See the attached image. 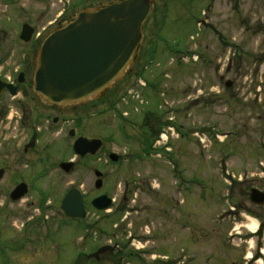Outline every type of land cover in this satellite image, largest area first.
I'll return each mask as SVG.
<instances>
[{
    "label": "rangeland",
    "instance_id": "1",
    "mask_svg": "<svg viewBox=\"0 0 264 264\" xmlns=\"http://www.w3.org/2000/svg\"><path fill=\"white\" fill-rule=\"evenodd\" d=\"M156 7L146 25L145 56L154 51L151 43H159L158 36L162 42L179 44L176 48L181 51L197 48L200 54L198 63L176 65L159 43L154 62L161 66H152L146 75L156 86L145 91L147 110L165 121V112L158 109L163 91L169 102L182 103L176 114L180 139L170 138L173 155L130 161L142 151L139 141L147 136L142 130L145 113L125 122L112 113L91 118L94 108L103 110L102 101L62 115L81 120L80 134L105 141L95 159L76 160L72 175L59 169L61 162L74 157V139L65 131L55 134L61 125L53 127L47 153L34 152L28 158L14 147L8 149L12 138L0 135V168L6 170L0 181V236L6 242L0 243V264H96L87 257L77 260L110 241L122 249L116 264H141L125 259L135 251L129 245L133 239L146 247L143 259L148 264L158 263L151 261L150 254L176 260L172 264H206V260L239 264L250 251L264 248V240L251 238L244 228L245 216L258 218L264 227V208L250 202L252 189L264 192V0H156ZM133 72L103 101L120 97ZM227 82L232 83L230 88ZM196 89L203 95L187 102L198 93ZM194 131L204 135L197 138ZM125 148L129 156L122 162L109 161L110 153ZM95 170L104 175L100 190L94 187ZM16 182L29 188L20 202L9 199ZM73 187L85 195L90 211L86 225L67 220L60 210ZM102 194L115 199V207L125 194L133 202L124 204L121 213L114 214L116 208L99 213L90 203ZM27 227L33 229L24 234ZM235 232H242V239L236 234L230 237ZM15 235L36 241L29 246L24 241L26 248L19 243L21 249L15 251L13 243L9 245ZM100 264L115 262L105 253Z\"/></svg>",
    "mask_w": 264,
    "mask_h": 264
},
{
    "label": "water",
    "instance_id": "2",
    "mask_svg": "<svg viewBox=\"0 0 264 264\" xmlns=\"http://www.w3.org/2000/svg\"><path fill=\"white\" fill-rule=\"evenodd\" d=\"M155 0H114L93 10L75 15L67 24L54 30L43 43L35 74L34 90L47 104L69 108L86 104L103 97L137 59L146 22L151 16ZM228 87L231 83H228ZM71 131L70 136L74 137ZM34 139L30 146H33ZM101 140L78 138L73 145L75 156L96 155L102 148ZM110 159L117 162L118 157ZM60 168L71 174L73 162L62 163ZM4 171L0 170V180ZM95 189L103 186L102 173L95 171ZM28 192L26 184L17 186L10 195L13 202L21 200ZM251 202L264 206V193L254 189ZM112 200L106 195L95 198L92 206L104 211ZM61 210L66 217L86 218L83 195L71 189L63 198ZM113 250L104 247L91 255L97 261L100 255Z\"/></svg>",
    "mask_w": 264,
    "mask_h": 264
},
{
    "label": "flooded vegetation",
    "instance_id": "3",
    "mask_svg": "<svg viewBox=\"0 0 264 264\" xmlns=\"http://www.w3.org/2000/svg\"><path fill=\"white\" fill-rule=\"evenodd\" d=\"M111 1L113 0H0V135L4 134V137L8 135L9 139L12 138L11 143L6 144L8 149L14 147V150H20L24 158H28L34 152H46L49 149L48 143L53 127L60 125L62 134L64 131L69 134L71 129L74 130L75 139L80 136L89 139L97 138L80 134L79 127H72L66 131L70 122H74L63 119V113L69 109L45 103L34 90V77L40 48L53 30L65 25L80 12L95 9ZM156 9L157 7L154 10L156 11ZM150 113L155 114L146 110L147 116L150 117ZM147 116L142 123V130L147 136L143 137L142 143L139 141L142 151L134 156L133 161L149 159L152 154L149 151L150 142L152 147L156 145L151 135L156 133L157 127L155 124L152 126L151 120L145 123ZM153 120L158 123L157 119ZM147 125L150 127L149 131ZM60 131L54 133L60 135ZM33 139V146H30ZM0 170L4 171V178L6 170L1 168ZM22 183L16 182L12 186L16 187ZM132 202L133 200L128 197V194H125L124 201L119 206L115 207L116 200L114 199L111 209L116 208L114 214L121 213L124 204L125 206L127 204L128 207V204ZM88 214H90L89 210ZM83 222L86 225V222ZM96 224L100 223L96 222ZM60 226L64 228V225ZM114 226L118 232L119 226L117 224ZM33 227H35L34 224ZM33 227H27L24 234H27L28 229L32 230ZM130 238H132L131 232ZM84 239L83 237L79 238L80 242H84ZM24 241L29 246L36 240L32 241L29 237L24 239L15 235L13 242H10L9 245L13 243V250L17 251L21 249L18 247L19 243H23L25 246ZM0 243L4 245L6 243L1 236ZM113 245L114 251L118 253L122 251L117 242ZM84 255L82 254L78 258V263L81 262ZM241 260L242 264H258L259 260L263 259L258 249L251 253L249 260L247 256L241 257Z\"/></svg>",
    "mask_w": 264,
    "mask_h": 264
},
{
    "label": "bare ground",
    "instance_id": "4",
    "mask_svg": "<svg viewBox=\"0 0 264 264\" xmlns=\"http://www.w3.org/2000/svg\"><path fill=\"white\" fill-rule=\"evenodd\" d=\"M248 228L252 231H255L258 228V222L254 219H248Z\"/></svg>",
    "mask_w": 264,
    "mask_h": 264
},
{
    "label": "trees",
    "instance_id": "5",
    "mask_svg": "<svg viewBox=\"0 0 264 264\" xmlns=\"http://www.w3.org/2000/svg\"><path fill=\"white\" fill-rule=\"evenodd\" d=\"M148 121H150V117L149 116L146 117V122H148ZM108 255H109V257L113 258L114 261H117V262H118V260L120 258L119 257L120 255H115L114 253H108Z\"/></svg>",
    "mask_w": 264,
    "mask_h": 264
}]
</instances>
